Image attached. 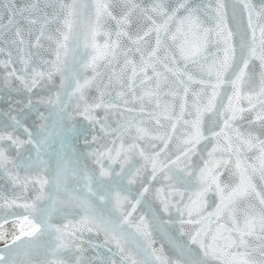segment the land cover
I'll list each match as a JSON object with an SVG mask.
<instances>
[{"label":"snow or ice","instance_id":"snow-or-ice-1","mask_svg":"<svg viewBox=\"0 0 264 264\" xmlns=\"http://www.w3.org/2000/svg\"><path fill=\"white\" fill-rule=\"evenodd\" d=\"M0 264H264V0H0Z\"/></svg>","mask_w":264,"mask_h":264}]
</instances>
